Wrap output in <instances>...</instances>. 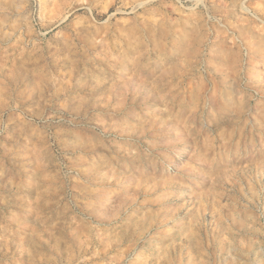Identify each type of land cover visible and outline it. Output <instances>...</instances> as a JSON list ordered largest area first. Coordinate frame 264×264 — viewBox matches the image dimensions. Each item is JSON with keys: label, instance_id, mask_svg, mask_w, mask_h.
<instances>
[{"label": "rangeland", "instance_id": "rangeland-1", "mask_svg": "<svg viewBox=\"0 0 264 264\" xmlns=\"http://www.w3.org/2000/svg\"><path fill=\"white\" fill-rule=\"evenodd\" d=\"M0 264H264V0H0Z\"/></svg>", "mask_w": 264, "mask_h": 264}]
</instances>
